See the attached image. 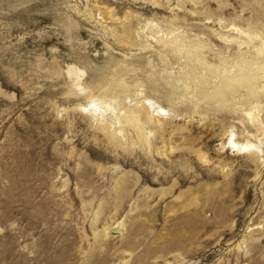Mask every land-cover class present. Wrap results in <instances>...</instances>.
Returning <instances> with one entry per match:
<instances>
[{
    "label": "rangeland",
    "instance_id": "1",
    "mask_svg": "<svg viewBox=\"0 0 264 264\" xmlns=\"http://www.w3.org/2000/svg\"><path fill=\"white\" fill-rule=\"evenodd\" d=\"M150 21L160 42L139 30ZM173 36L208 62L250 57L264 0H0V264H264V96L257 121L241 88L194 106L181 82L195 72L162 44ZM68 65L94 93L142 81L172 109L151 149L109 141L76 108L89 99ZM230 127L262 133L259 159L222 146Z\"/></svg>",
    "mask_w": 264,
    "mask_h": 264
},
{
    "label": "bare ground",
    "instance_id": "2",
    "mask_svg": "<svg viewBox=\"0 0 264 264\" xmlns=\"http://www.w3.org/2000/svg\"><path fill=\"white\" fill-rule=\"evenodd\" d=\"M157 25L158 24L154 21H150L149 23L144 22L140 25V32L143 33L146 40H149V42L151 38H154L155 42L161 41L160 38L157 36L156 38L154 35L159 31L156 30ZM232 29L237 30L244 36L243 38H238V45L250 43L252 39L255 41L254 38L256 37L248 33L249 31L245 32L237 27L235 28V26L232 27ZM173 31L172 28H169L167 33H172ZM165 43H167L175 53L184 56L185 65L195 72L191 82L182 80L181 96L191 94L192 99L189 100L193 101L192 103L194 106H196L199 101L197 99H202L208 104L216 102L223 104L228 100L230 94L233 95L238 93L239 88H241L242 90L244 89L245 92L240 96V99H243L241 101L248 105L247 109L243 108V112L247 114L250 120H259V117L252 112L257 107L260 94L264 96V39L260 38L257 43L253 42L254 52H251L249 55L250 57L239 55L233 62H227L221 59L218 60V63L208 62L202 57L201 52L204 45L200 42H194L189 46L186 45L185 49H182L179 45L185 44H183L181 38L173 36L165 40V42H162L164 45ZM148 44L150 47L154 46L153 44ZM150 67L152 69L153 66L150 65ZM183 67L185 66L183 65ZM197 67L198 71L196 69ZM67 72L69 75L73 76V85H75L77 89H80L79 92L82 91L86 98L89 99L88 107L79 103L76 108H81L85 111L89 115L88 118L92 119L91 122L94 123L95 127L105 134L109 141L112 139L121 147L139 146L140 148V146H144L145 148L149 147L151 149L153 146L151 141L155 136V130H153V126L151 125H153L154 122H159V118H164L162 116L167 115L172 109L170 110L154 102L153 98L145 91V85L142 81L133 86V93H131V91H126L131 87L124 89L118 88L115 92L109 91L111 88H103L102 91L94 93L82 84V81L80 82L83 72L81 69L74 65H68ZM168 78L172 81V77L170 78L169 75L166 74V79ZM154 79L156 78L154 77ZM173 79L174 81H172L171 85L174 87V92L177 87L174 85L176 78L173 77ZM97 85L100 88L103 87V83L99 82ZM108 91L109 93H107ZM169 101L172 102L170 104H177V106L185 102L182 98L173 100L172 97ZM194 106L192 107V111L200 114L197 107L195 108ZM105 113L111 114L114 123L111 119L108 121L109 119L104 117ZM261 127L264 133V125L262 124ZM225 134V142L224 140L221 142L222 146H230L231 151L235 154H240L241 152L252 156L256 155L257 159H259V155H261H258V152L261 153L260 145L252 139H260L262 133L258 135V132L249 133V131H247L249 137L237 139L234 128L230 127V129L225 131ZM229 137H231L233 143L237 145L236 148H233L229 144ZM250 137H252V139Z\"/></svg>",
    "mask_w": 264,
    "mask_h": 264
},
{
    "label": "snow or ice",
    "instance_id": "3",
    "mask_svg": "<svg viewBox=\"0 0 264 264\" xmlns=\"http://www.w3.org/2000/svg\"><path fill=\"white\" fill-rule=\"evenodd\" d=\"M229 144L233 147V148H236L237 145L235 143H233V140L231 137H229V140H228Z\"/></svg>",
    "mask_w": 264,
    "mask_h": 264
}]
</instances>
